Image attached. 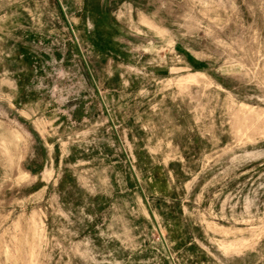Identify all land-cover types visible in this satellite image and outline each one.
Here are the masks:
<instances>
[{"label": "rangeland", "instance_id": "374dc122", "mask_svg": "<svg viewBox=\"0 0 264 264\" xmlns=\"http://www.w3.org/2000/svg\"><path fill=\"white\" fill-rule=\"evenodd\" d=\"M0 264H264V0H0Z\"/></svg>", "mask_w": 264, "mask_h": 264}]
</instances>
